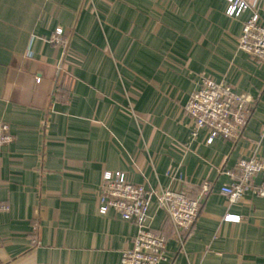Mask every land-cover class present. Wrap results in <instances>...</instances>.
Wrapping results in <instances>:
<instances>
[{
    "label": "crops",
    "instance_id": "0c3cea01",
    "mask_svg": "<svg viewBox=\"0 0 264 264\" xmlns=\"http://www.w3.org/2000/svg\"><path fill=\"white\" fill-rule=\"evenodd\" d=\"M253 6L264 17V0ZM225 8L224 0H0V124L12 135L0 147V264H123L136 226L98 211L105 171L152 188L184 182L193 198L211 184L182 248L151 202L148 222L165 237L169 264H264V196L247 191L228 203L219 192L239 158L256 149L264 157V145L256 148L264 64L236 43L251 9L232 19ZM56 28L66 47L49 40ZM203 77L255 100L234 143H207L203 129L190 135L184 105ZM263 181L259 173L252 182Z\"/></svg>",
    "mask_w": 264,
    "mask_h": 264
},
{
    "label": "built area",
    "instance_id": "2783aa9c",
    "mask_svg": "<svg viewBox=\"0 0 264 264\" xmlns=\"http://www.w3.org/2000/svg\"><path fill=\"white\" fill-rule=\"evenodd\" d=\"M224 13L229 18H237L246 9L250 15L242 21L241 32L236 43L239 50L247 53L253 60L264 64V17L260 9L253 6L255 0H224ZM54 44L66 47V37L61 28H56L50 39ZM38 81V78L36 79ZM255 100L247 93H237L226 82H216L211 78H201L199 86L191 93L184 105L185 113L191 118L190 135L195 138L203 129L206 142L216 137L239 140L253 113ZM12 140L9 126L0 124V147ZM264 145V124L258 132L256 148ZM264 174V157L257 149L248 157L239 158L234 168L228 170L231 181L223 184L219 192L228 203L238 202L247 191L264 196V181L254 184L256 174ZM180 189L170 187L152 188L129 181L124 172L105 171L98 191V211L101 214L113 210L122 218L132 221L136 226L132 245L121 253L123 264H165L170 263L165 237L155 232L149 225V206L152 201L162 209L169 222L172 237L182 248L185 238L192 229L204 200L212 190L204 182L197 196L190 197L185 184ZM7 206L0 203V211ZM239 216L225 213L222 220L236 222ZM34 233L38 225H33ZM33 241H36L33 240Z\"/></svg>",
    "mask_w": 264,
    "mask_h": 264
}]
</instances>
